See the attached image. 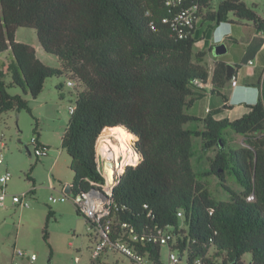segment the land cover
<instances>
[{
  "label": "trees",
  "instance_id": "obj_1",
  "mask_svg": "<svg viewBox=\"0 0 264 264\" xmlns=\"http://www.w3.org/2000/svg\"><path fill=\"white\" fill-rule=\"evenodd\" d=\"M201 5L207 39L230 16L264 32V17L243 0H201ZM177 10L166 7L164 0H0V54L10 52L14 59L0 67V117L13 111L33 116L24 96L37 99L48 79L75 81V111L62 137L74 175L73 197L106 183L97 145L107 130L121 128L131 134L139 157L112 191V240L121 239L160 264L164 247L155 238L158 230L170 228L176 235L171 248L185 264L198 259L246 264L245 255L251 256L249 264H264V79L259 101L240 119L219 121L215 112L205 119L189 115L200 97L195 81L206 84L209 78L203 63L207 52L196 51L198 25L186 28L189 35L181 38L171 23L163 22ZM20 28L35 30L42 49L60 67L44 64L32 46L17 42ZM226 66L223 61L215 66L214 92L227 84ZM15 88L24 96L9 93ZM56 88L62 99L63 85ZM189 122H201L202 127L188 129ZM38 126L35 119L37 139ZM228 131L240 136L242 144L235 145ZM194 138L200 140L206 170L194 166ZM38 147L50 150L39 140ZM208 178L217 181V192ZM220 187L228 200L213 196ZM250 196L253 201H248ZM53 214L47 216L46 240Z\"/></svg>",
  "mask_w": 264,
  "mask_h": 264
},
{
  "label": "rangeland",
  "instance_id": "obj_2",
  "mask_svg": "<svg viewBox=\"0 0 264 264\" xmlns=\"http://www.w3.org/2000/svg\"><path fill=\"white\" fill-rule=\"evenodd\" d=\"M243 1L248 7L255 9L260 16L264 17V0ZM16 41L37 48L38 58L46 65L54 68L59 67V60L55 56L47 54L40 46L35 30L18 29ZM195 48L197 51L199 48H203V44L197 43ZM13 60V55L10 52L0 54V67L2 64L12 63ZM5 80L9 83L12 79L9 75ZM66 81L65 77L47 80L42 97L49 101V106L41 109L38 106L41 101L34 102L30 96H24L19 88L9 90L10 94L23 95L32 102H30V107L33 116L26 111L7 113L9 115L6 119L9 121L5 127L0 120V139L5 140L7 144L4 154L6 163L0 167V175L6 169L11 173L12 180L8 184V191L11 195H21L33 189L34 192L29 197V209L22 210L13 206L9 204V200L6 209L0 208V264H130L128 259L118 253H110L97 261L93 260L91 250L94 246V236L90 235L91 232L84 216L77 214L75 203L72 199L57 204H53L49 200L51 196L59 198L62 195V185L71 184L74 176L70 170V158L62 149V137L70 121L69 106L74 102L73 96L71 93L69 94L72 89L66 87ZM55 83L63 85L64 99H61L59 91L54 87ZM34 118L38 121L40 135L43 133L52 144V154L59 157L53 175L55 178L59 175L62 181L61 184L52 182L53 185L55 184L54 188L49 187L48 178L52 179V177L49 171L50 167H43L45 159L38 161L28 151V149L31 150L32 138H37L33 132ZM199 125L198 122H189L186 128L197 130ZM228 133L234 139L235 145L242 144L243 139L240 136L231 131ZM102 137L103 135L99 142L101 139H105ZM111 140L114 139L111 137ZM129 143L132 148L134 139L131 138ZM193 148L196 152L194 157L196 170H206V160L200 159L202 153L199 150V139H193ZM136 158L139 160L138 156ZM197 161L199 163H196ZM33 165H35L34 169L31 170ZM28 176L38 178L36 190L32 182L27 179ZM208 183L211 185L212 191H218L219 186L215 178H208ZM229 184L233 189H238L235 183L229 182ZM213 196L219 200H228L229 198V195L221 187L220 192ZM49 211L54 214L47 226L48 240H46L44 234ZM15 251H21L25 256L23 258L15 256ZM167 251L166 247L162 249L163 259H165ZM32 255L36 257L35 260H28L27 258ZM250 260V255L243 257L246 264H249Z\"/></svg>",
  "mask_w": 264,
  "mask_h": 264
},
{
  "label": "crops",
  "instance_id": "obj_3",
  "mask_svg": "<svg viewBox=\"0 0 264 264\" xmlns=\"http://www.w3.org/2000/svg\"><path fill=\"white\" fill-rule=\"evenodd\" d=\"M218 26L210 32L208 39L204 36L207 23L201 20L197 27L198 37L200 39L198 43L203 44V48H199L197 51L207 52L203 63L208 68L209 78L206 84H203L202 87L198 88L200 97L195 100L190 108L189 115L199 119H205L210 113L215 112L216 114L214 115V118L216 120L220 121L227 119L234 121L248 113V106L255 105L259 101L258 86L261 83L264 74V40L262 33L258 32L251 22L239 20L234 16H230L229 22L222 23L219 29L217 28ZM220 44H225L227 48V53L222 56H218L214 52V48ZM34 49L36 50V55L38 57L37 48ZM219 61H223L226 65L230 64L234 67L235 71L232 80L236 79L238 85L234 87L232 85V80L229 82L226 80V86L223 89L218 90V92H214L215 88L212 78L215 66ZM249 61H253L255 65H249ZM57 85L59 84L55 83L54 87L56 88ZM70 93H72V91H69V94ZM43 94L44 90L41 95L34 100V102L41 101V103H38L40 109L49 106V101L42 97ZM64 97L65 94L62 90V99H64ZM27 100L29 103L31 102L29 99ZM8 115L9 114H6L5 116L3 115L0 117L4 127L7 126V122L9 121V119H6V117L8 118ZM233 117L236 118L234 119ZM198 123L200 124L199 128L202 127V123ZM38 140L43 146L50 148L47 157L44 158L45 162L43 167H50L49 171L51 172L53 180L48 178V183H50L49 187L51 188L55 186L52 182L61 184L62 181V178H60L59 175L56 176L57 178L53 175V171H56L59 157L52 154V144L45 138L43 133ZM2 141L5 142V140L0 139V142ZM6 148L7 144L5 151ZM29 153L31 154V152ZM32 179L35 180V187H37L38 178L34 176ZM67 185L71 184L69 183ZM66 186L62 185V194L64 193ZM9 204L12 203L9 202ZM108 254L110 253H106L104 256H107ZM27 259L29 260V257Z\"/></svg>",
  "mask_w": 264,
  "mask_h": 264
},
{
  "label": "built area",
  "instance_id": "obj_4",
  "mask_svg": "<svg viewBox=\"0 0 264 264\" xmlns=\"http://www.w3.org/2000/svg\"><path fill=\"white\" fill-rule=\"evenodd\" d=\"M219 0H211V4L218 2ZM166 7L173 11V9H177V13L173 19L165 18L163 20L164 23H171L175 31H177L178 35L182 38H186L189 35L185 29H193L194 26L198 25L200 21L203 19V15L206 14V9L202 7L201 0H164ZM153 29H155L153 27ZM262 37L264 40V32H262ZM249 65H255L253 61L248 62ZM263 78L260 84L259 91L262 90L263 87ZM195 85L198 87H202V83L199 81H195ZM232 85L236 87L238 85V81L236 79L232 80ZM66 87L72 89V93L74 88L76 87V83L73 80L66 81ZM74 99V97H73ZM69 106L70 115L75 111V99ZM5 147L6 143L4 141L0 142V167L5 165ZM31 150L28 149L31 154H33L37 159H44L47 157L48 152L45 149L38 147V139L33 137L31 140ZM98 147V145H97ZM136 155V154H134ZM97 156H98V165L102 172L103 177L106 180V176L104 173V160L103 155L98 153L97 148ZM139 158V157H138ZM137 159V158H136ZM138 160V159H137ZM137 163H130L128 166H136ZM127 167V166H126ZM124 168V171L126 169ZM123 171V173H124ZM122 173V174H123ZM119 174L118 168L114 170V176L116 179V183L110 185L107 183L104 185L96 184L95 189L92 191L82 195L81 199H77V197H72L63 193L59 198L51 196L49 198L50 202L53 204H57L59 202H66L69 199L75 203L79 212L91 221V225H89L90 235L94 236V246L91 250V256L93 260H98L103 257L106 253H118L124 256L130 264H156L153 261L149 260L146 255L140 254L139 252L132 249L126 242L121 239H111L113 232V222L111 220V212H112V194L113 188L117 184L118 178L122 175ZM12 180L11 173L6 169L4 173L0 175V208L6 209L8 205V200L12 203L13 206H16L20 209H29V197L30 194L34 192L30 190L28 192H24L21 195H11L8 191V184ZM35 188V187H34ZM54 188V187H51ZM80 197V196H78ZM254 196L248 197V201H253ZM179 216H182L179 213ZM123 228L129 229L132 233L133 231L128 227L127 224H123ZM134 240L136 237H132ZM157 242L160 243L161 246L166 247L168 249L167 255L165 259H162L160 264H185L184 258L180 256V254L171 248L176 243V235L173 233V230L168 229H160L157 231V236L155 238ZM15 256L24 257L25 254L21 251H15ZM35 256L32 255L29 257V260L34 261ZM217 262H213L211 264H216ZM195 264H207L203 262L201 259H198Z\"/></svg>",
  "mask_w": 264,
  "mask_h": 264
},
{
  "label": "bare ground",
  "instance_id": "obj_5",
  "mask_svg": "<svg viewBox=\"0 0 264 264\" xmlns=\"http://www.w3.org/2000/svg\"><path fill=\"white\" fill-rule=\"evenodd\" d=\"M103 137L105 139H101L98 143V152L105 158L104 162L109 163L107 164L108 171L112 172L118 168L119 174H122L127 164L139 161L136 159L137 156H134L133 147L131 148L129 145V141L133 137L125 129H109L103 134ZM111 137L115 141L111 140Z\"/></svg>",
  "mask_w": 264,
  "mask_h": 264
},
{
  "label": "water",
  "instance_id": "obj_6",
  "mask_svg": "<svg viewBox=\"0 0 264 264\" xmlns=\"http://www.w3.org/2000/svg\"><path fill=\"white\" fill-rule=\"evenodd\" d=\"M214 52L216 55L222 56V55H225L227 53V48H226L225 44H220L214 48ZM234 71L235 70H234V67L232 65L228 64L226 66V80L228 82L232 80V78L234 76ZM107 164H109V163L108 162L104 163V173L106 176V181L108 184L113 185L116 183L114 171L113 170H112V172H110V170L108 171L107 170ZM64 193L73 197V191H72L71 185H67L65 187ZM81 198H82L81 196L77 197V199H81Z\"/></svg>",
  "mask_w": 264,
  "mask_h": 264
},
{
  "label": "clouds",
  "instance_id": "obj_7",
  "mask_svg": "<svg viewBox=\"0 0 264 264\" xmlns=\"http://www.w3.org/2000/svg\"><path fill=\"white\" fill-rule=\"evenodd\" d=\"M224 24V23H223ZM221 26V24L219 25V27ZM219 27H218V29H219ZM217 31V30H216Z\"/></svg>",
  "mask_w": 264,
  "mask_h": 264
}]
</instances>
